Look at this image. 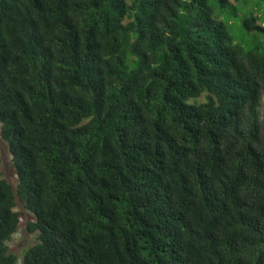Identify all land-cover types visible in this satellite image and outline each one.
Segmentation results:
<instances>
[{
  "label": "trees",
  "instance_id": "1",
  "mask_svg": "<svg viewBox=\"0 0 264 264\" xmlns=\"http://www.w3.org/2000/svg\"><path fill=\"white\" fill-rule=\"evenodd\" d=\"M263 98L264 0H0V264H264Z\"/></svg>",
  "mask_w": 264,
  "mask_h": 264
},
{
  "label": "rangeland",
  "instance_id": "2",
  "mask_svg": "<svg viewBox=\"0 0 264 264\" xmlns=\"http://www.w3.org/2000/svg\"><path fill=\"white\" fill-rule=\"evenodd\" d=\"M253 1V0H251ZM253 5V4H252ZM250 5V6H252ZM215 12L220 14L218 16L219 19H221L225 25L226 29L231 36L233 43H240L244 47H249L252 45V34L249 32H246L240 24L241 15H233L230 11H222L219 12V9L215 8ZM201 100V98H199ZM262 104L264 105V98L262 99ZM10 154L8 150L6 149L5 143L0 138V172L1 175L10 181L11 183L16 182V176L14 174V170L11 164L10 160ZM17 207L19 211V217H20V225L16 233L13 234L10 241H8V246L10 248V251L14 252L19 258L16 264H21V255L23 250L34 243L35 241V235L34 234H28L25 231V224L29 219L32 218L31 214L28 213L21 205V203L17 200Z\"/></svg>",
  "mask_w": 264,
  "mask_h": 264
}]
</instances>
